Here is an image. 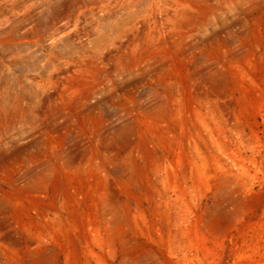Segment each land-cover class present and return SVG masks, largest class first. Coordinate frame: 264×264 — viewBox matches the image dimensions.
<instances>
[{"label": "rangeland", "instance_id": "1", "mask_svg": "<svg viewBox=\"0 0 264 264\" xmlns=\"http://www.w3.org/2000/svg\"><path fill=\"white\" fill-rule=\"evenodd\" d=\"M0 264H264V0H0Z\"/></svg>", "mask_w": 264, "mask_h": 264}]
</instances>
